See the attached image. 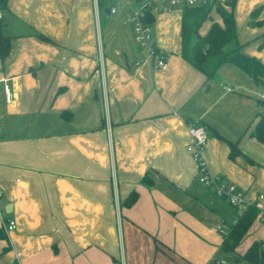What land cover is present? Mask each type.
Instances as JSON below:
<instances>
[{
    "label": "crops",
    "instance_id": "obj_1",
    "mask_svg": "<svg viewBox=\"0 0 264 264\" xmlns=\"http://www.w3.org/2000/svg\"><path fill=\"white\" fill-rule=\"evenodd\" d=\"M144 2L164 69L151 67L124 22ZM262 5L257 21L264 0H235L233 17L241 52L264 66V26L249 24ZM185 7L183 0L173 7L104 0L97 9L93 0L6 1L0 217L15 229L0 223V264H247L240 256L264 241L256 220L234 251L222 249L217 226L231 224L235 209L197 183L186 150L188 126L204 127L209 173L247 199L262 195L264 207V142L250 136L264 115V89L233 63L217 65V55L201 69L182 57ZM198 21L186 20L190 45ZM213 22L221 24L214 8L197 35ZM228 143L241 153L233 160ZM132 191L137 199L126 207Z\"/></svg>",
    "mask_w": 264,
    "mask_h": 264
},
{
    "label": "trees",
    "instance_id": "obj_2",
    "mask_svg": "<svg viewBox=\"0 0 264 264\" xmlns=\"http://www.w3.org/2000/svg\"><path fill=\"white\" fill-rule=\"evenodd\" d=\"M6 1L7 0H0V11L6 9ZM103 1L104 0H98V5H102ZM234 6L235 0H225L223 3H220L217 0H211V2L206 5L185 7L183 10L182 20L181 55L183 58L187 59L189 54L190 62L197 69H201V66L205 63L209 56L217 55L219 57L217 65H221L226 62L233 63L241 71L248 74L255 84L264 89L263 64L254 57L244 55L241 52V45L238 44L236 40V29L233 17ZM262 7L263 5L257 7L250 13L249 24L251 26H264V20H256V17ZM212 8H214L217 15L221 18V24L213 22L204 36H198L197 29L199 28L201 22L208 17ZM196 17H199V21L193 28L195 42L190 45L186 20ZM143 21L149 26L153 23L150 8L145 10ZM3 27L4 22L2 18H0L1 62H3L8 56L10 50V37L4 34ZM36 37L47 41V38L42 34H36ZM259 39L260 42L258 46L259 48H262L264 47V33ZM229 45L232 46V49L230 51H224L225 47ZM258 103L264 106V100L259 99ZM250 136L260 143L264 142V115L258 116V119L250 132ZM218 138L222 139L219 136ZM228 146V157L230 160H233L236 156L241 155L236 144L228 143ZM142 181L145 182L146 178H143ZM136 199L137 193L132 191L123 202V205L128 207L133 204ZM257 217V211L251 206L244 210L241 215L237 216L235 222L230 225V229L227 234L222 237V249L224 251H234L248 232L253 222L257 220ZM0 237H3L1 231ZM240 258L247 264H264V241H253Z\"/></svg>",
    "mask_w": 264,
    "mask_h": 264
},
{
    "label": "built area",
    "instance_id": "obj_3",
    "mask_svg": "<svg viewBox=\"0 0 264 264\" xmlns=\"http://www.w3.org/2000/svg\"><path fill=\"white\" fill-rule=\"evenodd\" d=\"M168 6H176L180 0H165ZM186 6H200L206 5L211 0H183ZM223 3L225 0H217ZM93 5L97 9L98 0H93ZM149 9V3L144 2L138 9H131L124 15V22L132 26L133 40L137 47L146 52L147 58L150 61L153 69L166 68V59L163 52L156 49L152 38L150 26L143 21L145 10ZM115 8L111 7L109 13L113 14ZM2 17V11H0V18ZM5 100L9 103L12 100V94L7 85H4ZM261 99L264 100V90L261 94ZM188 132L190 135V143L187 145L186 150L191 155L196 166V181L199 185L210 189L211 192L219 198L226 200L230 206L235 209V219L237 216L246 210L248 207H254L257 211V220L264 227V207L262 205L263 196L259 195L257 199L250 200L245 196L243 190H239L236 186L223 182L220 178L215 177L209 173L207 167L202 158V152L207 141V134L204 127L201 126H188ZM2 191L0 190V196ZM234 221L231 223L233 224ZM1 227L5 232L15 229V222L13 220L4 219L0 217ZM231 224L221 223L217 226L218 233L223 237L227 234Z\"/></svg>",
    "mask_w": 264,
    "mask_h": 264
},
{
    "label": "water",
    "instance_id": "obj_4",
    "mask_svg": "<svg viewBox=\"0 0 264 264\" xmlns=\"http://www.w3.org/2000/svg\"><path fill=\"white\" fill-rule=\"evenodd\" d=\"M135 1V3H139V2H142L143 0H134ZM109 11V10H108ZM6 25H4V27H5ZM5 210H7V209H5Z\"/></svg>",
    "mask_w": 264,
    "mask_h": 264
},
{
    "label": "rangeland",
    "instance_id": "obj_5",
    "mask_svg": "<svg viewBox=\"0 0 264 264\" xmlns=\"http://www.w3.org/2000/svg\"><path fill=\"white\" fill-rule=\"evenodd\" d=\"M191 41V40H190Z\"/></svg>",
    "mask_w": 264,
    "mask_h": 264
}]
</instances>
